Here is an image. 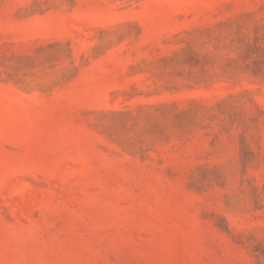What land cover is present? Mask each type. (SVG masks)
<instances>
[{
	"label": "rangeland",
	"instance_id": "1",
	"mask_svg": "<svg viewBox=\"0 0 264 264\" xmlns=\"http://www.w3.org/2000/svg\"><path fill=\"white\" fill-rule=\"evenodd\" d=\"M0 264H264V0H0Z\"/></svg>",
	"mask_w": 264,
	"mask_h": 264
}]
</instances>
